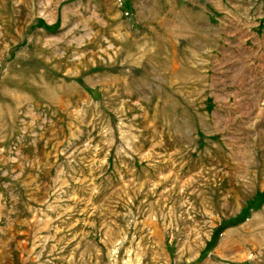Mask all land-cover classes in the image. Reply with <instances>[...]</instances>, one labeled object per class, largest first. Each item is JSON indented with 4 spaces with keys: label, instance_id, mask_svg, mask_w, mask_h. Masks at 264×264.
Instances as JSON below:
<instances>
[{
    "label": "rangeland",
    "instance_id": "obj_1",
    "mask_svg": "<svg viewBox=\"0 0 264 264\" xmlns=\"http://www.w3.org/2000/svg\"><path fill=\"white\" fill-rule=\"evenodd\" d=\"M0 264H264V0H0Z\"/></svg>",
    "mask_w": 264,
    "mask_h": 264
}]
</instances>
